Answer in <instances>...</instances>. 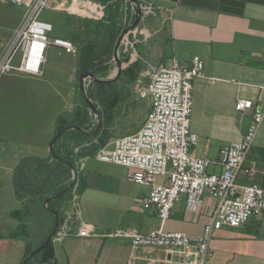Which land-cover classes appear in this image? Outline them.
I'll return each instance as SVG.
<instances>
[{
	"label": "crops",
	"instance_id": "obj_1",
	"mask_svg": "<svg viewBox=\"0 0 264 264\" xmlns=\"http://www.w3.org/2000/svg\"><path fill=\"white\" fill-rule=\"evenodd\" d=\"M73 1L59 0L56 10L47 11L50 14L45 21L54 27L53 38L73 42L72 39L83 34L85 29L79 18L86 17L68 10ZM139 2L153 3L158 16L142 18L133 34L123 40L120 59L123 45L128 46L143 70L135 83L120 78L112 83L121 97L110 121L112 135L120 107H124L126 129L121 136H113L108 148L113 147L116 139L133 135L144 125L145 118L136 114L137 98L139 89L150 82V67L170 66L174 60L189 66L198 56L205 64L206 76L217 82L198 79L194 83L191 131L197 134L199 142L191 152L211 162L208 173L221 174L224 170L220 164L221 150L241 141L252 120V111L237 112V101L264 103V0ZM17 7L0 11V17L5 19L0 24V58L24 19L26 10ZM75 45L77 54L49 47L41 77L23 73L0 77V264H22L29 245L36 247L48 230L46 216L32 211L15 216L22 210V203L16 197L13 180L16 168L24 159L51 156L50 144L61 125L76 126L72 123L83 98L80 72L89 67V60L80 61L81 50ZM117 70L114 59L109 74L97 77L114 79ZM135 78L132 76L131 80ZM84 84L86 94L89 88H95L89 76ZM90 121L93 123L91 110ZM245 167L254 168L257 173L254 177L242 174L239 184L256 183L264 189V124ZM129 172L125 167L102 163L96 156L83 159L79 169L80 211L83 220L94 225L99 236L54 240L56 264H167L175 259L163 249L133 247L125 239L104 236L130 231L147 234L160 227L158 215L142 205L151 187L129 182ZM165 182L163 177L157 179L158 184ZM215 209L216 201L207 194L200 210L190 213L186 197L182 196L165 229L200 237L212 222ZM22 224L29 226L27 232L21 231ZM212 246L215 256L209 264H264V215L238 228H222L215 233Z\"/></svg>",
	"mask_w": 264,
	"mask_h": 264
},
{
	"label": "built area",
	"instance_id": "obj_2",
	"mask_svg": "<svg viewBox=\"0 0 264 264\" xmlns=\"http://www.w3.org/2000/svg\"><path fill=\"white\" fill-rule=\"evenodd\" d=\"M2 1L23 7L26 12L0 58V77L15 73L43 76L47 50L51 46L62 48L70 54L79 52L73 42L53 38V25L42 20L45 12L58 8V0ZM68 10L96 20L101 17L104 7L91 0H74ZM141 11L142 18L158 16L153 3L141 5ZM135 14L136 8L132 5L130 15L134 17ZM148 79L149 84L139 89V95L148 99L152 107L144 125L137 133L116 139L111 149H101L96 154V159L129 169V182L151 187V192L143 199L142 205L143 209L154 211L158 215L160 227L147 234L130 231L104 236L125 239L133 247L163 249L175 256L167 264H209L215 256L212 241L217 231L224 227L238 228L250 219L264 215V189L256 183L242 186L238 182L242 174L254 177L257 173L254 168L246 170L245 166L264 124V103L257 104L244 99L237 101L238 113L252 111L251 123L241 141L230 143L221 150L220 164L223 172L210 174L207 169L211 162L196 157L191 152L199 142L197 134L191 131L193 89L198 79H206L210 83L217 80L206 76L205 64L198 56L192 59L189 66L178 60H174L170 66H151ZM91 116L94 129L99 118L92 111ZM74 152L77 153L78 148H74ZM82 162L83 159L77 162L78 176ZM159 177L165 178L166 182L158 184ZM78 178L71 190L72 197L66 204L55 240L99 236L95 226L82 218L81 185ZM72 181L73 177L71 183ZM207 194L216 201V209L212 222L205 227L200 237L193 238L182 232L166 231L165 225L182 196L186 197L187 210L195 213L202 207Z\"/></svg>",
	"mask_w": 264,
	"mask_h": 264
},
{
	"label": "trees",
	"instance_id": "obj_3",
	"mask_svg": "<svg viewBox=\"0 0 264 264\" xmlns=\"http://www.w3.org/2000/svg\"><path fill=\"white\" fill-rule=\"evenodd\" d=\"M92 1L105 7L102 15L96 20L79 18L85 30L82 35L76 36L72 41L80 47V61L89 60V67L82 69L80 74L88 70L96 75L107 76L114 64L115 49L119 38L123 31L134 22L135 16L130 15V0L128 3L125 0ZM134 31L135 29L128 34V37ZM134 56L132 49L123 45L121 49L123 69L120 80L126 79L129 84L135 83L143 70L142 64L135 60ZM132 76L136 78L131 80ZM87 96L99 107L103 115V124L95 133L69 131L58 140L55 151L61 159L68 163L57 161L52 156L47 159L33 156L21 161L16 168L13 182L16 197L22 203V210L17 211L15 216H23L25 212L32 211L48 219V230L45 237L36 247L29 245L25 259L32 251L41 247L52 233L55 224L54 212L59 213L62 224L66 204L72 197V193L69 192L51 201L48 204L49 209L44 205L48 199L62 193L71 184L73 173L69 163L78 169V160L95 157L101 149L108 147L113 141L110 121L114 110L120 103V93L115 91L114 84H95V88H89ZM75 116L76 120L72 123L73 125L81 127L84 131L93 129V123L90 121V108L84 98ZM67 126L68 124L61 125L57 134ZM74 146L78 148L77 153L74 152ZM78 180L80 181V178ZM20 229L27 232L29 226L22 224ZM55 239L56 236L50 245L36 255L29 264H56L53 250Z\"/></svg>",
	"mask_w": 264,
	"mask_h": 264
},
{
	"label": "water",
	"instance_id": "obj_4",
	"mask_svg": "<svg viewBox=\"0 0 264 264\" xmlns=\"http://www.w3.org/2000/svg\"><path fill=\"white\" fill-rule=\"evenodd\" d=\"M131 1V4L133 6H135L136 8V14H135V20L134 22L127 28L123 31L122 35L120 36L119 38V41L116 45V49H115V61L118 65V70H117V74H116V77L114 79H107V80H103V79H99L97 77V75L93 72H85L83 73V75L81 76L80 80H81V92H82V96L84 98V100L86 101V103L88 104L90 110L96 115L98 116L99 118V123L98 125L96 126V128H94L95 130H90V131H87V132H84L83 129L81 127H78V126H69V127H66L64 128L60 133H58L52 140L51 144H50V153H51V156L57 160V161H60V162H66L68 163L67 161L61 159L58 154L56 153L55 151V145L56 143L58 142V140L67 132L69 131H72V130H76V131H80V132H83L85 134H92V133H95L97 132L98 130H100V128L102 127V124H103V115L99 109V107L97 105L94 104V102L87 96L86 94V88H85V84H84V80L85 78H87L88 76L91 77L94 81L95 84H112L114 83L116 80H118L122 74V69H123V63L119 57V54H120V48L122 46V43H123V40L128 36V34L133 31L135 28H137V26L140 24L141 20H142V11H141V4L139 2V0H130ZM70 167L72 169V173H73V181L72 183L69 185V187L64 190L62 193L56 195L55 197H52L50 199H48L45 203V208L49 209L48 208V204L55 200L56 198H59L69 192H71L72 188L74 187V184L78 178V172H77V168L75 166H73L72 164H70ZM54 215H55V224H54V229L52 231V233L47 237V240L45 241V243L35 249L34 251H32L29 256L24 260V262L22 264H29V262L36 256L38 255L39 253H41L42 251H44L49 245L50 243L52 242L53 238L56 236L57 232H58V229H59V226H60V215L59 213L57 212H54Z\"/></svg>",
	"mask_w": 264,
	"mask_h": 264
},
{
	"label": "rangeland",
	"instance_id": "obj_5",
	"mask_svg": "<svg viewBox=\"0 0 264 264\" xmlns=\"http://www.w3.org/2000/svg\"><path fill=\"white\" fill-rule=\"evenodd\" d=\"M9 9H18V7L11 4V3L4 2V1L0 0V11L9 10ZM69 13H72V12H69ZM49 14H50V12H45L42 15V20H48ZM3 20H5V19L3 17H0V24H3V23H1ZM115 74H117V72ZM131 89H133V87ZM134 98H136V96H134ZM137 99H138L139 105H138V109L136 111V114L137 115L142 114L143 118H145V120H146V118H147L146 115L148 116V114L151 110L150 101L148 99L142 98L140 95H138ZM124 115H125L124 107H120L118 109V111L116 112L117 118H116V121L114 122V126H115V129L113 131L114 137L121 136V134L126 129L125 122H124V120H125Z\"/></svg>",
	"mask_w": 264,
	"mask_h": 264
},
{
	"label": "bare ground",
	"instance_id": "obj_6",
	"mask_svg": "<svg viewBox=\"0 0 264 264\" xmlns=\"http://www.w3.org/2000/svg\"><path fill=\"white\" fill-rule=\"evenodd\" d=\"M59 2V1H58Z\"/></svg>",
	"mask_w": 264,
	"mask_h": 264
}]
</instances>
